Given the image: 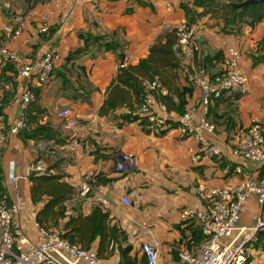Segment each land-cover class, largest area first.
Wrapping results in <instances>:
<instances>
[{"label":"crops","instance_id":"0c3cea01","mask_svg":"<svg viewBox=\"0 0 264 264\" xmlns=\"http://www.w3.org/2000/svg\"><path fill=\"white\" fill-rule=\"evenodd\" d=\"M182 4L191 6L197 13L203 11L202 7L194 6V0H134L131 3L0 0V35L3 24L13 14L26 16L25 29L15 42L22 55L56 46L61 54L58 64L61 67L69 51L83 44L80 33L105 36L100 47L77 61L87 69L90 93L79 86L76 75L69 73L66 76L75 85L73 88L64 87V78L59 76L46 85L32 83L33 91H39L41 104L47 110L43 122H50L60 134L57 142L23 141L19 133L11 131L22 113L21 84L13 71H0V80L14 83V90L7 94L0 108V170L10 201L19 207L16 220L31 238L39 234L37 213L42 205L32 201L29 167L40 155L48 166H53V173L64 174L65 180L74 186V194L67 201L70 215H89L106 198L108 205L104 209L110 213L113 223L127 232L133 246L132 256L142 257V250L136 249L140 242L152 243L159 250L160 264H176L173 244L182 238L180 211L186 206L202 207L197 193L200 185L215 188L239 183L243 174L236 171L237 166H243L247 172H262L261 163L239 156L235 147L254 122L260 123L264 130V61L254 65L253 60L264 38V21L254 27L248 24L226 26L220 17L197 14L193 23L205 54L214 56L221 50L226 61L229 48L237 49L241 54L240 67L249 78L247 94L238 99L226 95V101L219 106V113L227 112L232 118L228 127L219 122L215 134L210 136L212 143L222 149V157L193 161L190 149L198 150L199 144L192 136L182 137L176 129L162 136L148 133L138 122H123L119 118L128 112L125 107L109 115L99 114L108 88L119 72L120 54L135 53L137 59L133 64L147 58L158 38L182 19H188ZM41 14L48 17L49 33L39 31ZM213 62L216 64L208 67L209 72H220L225 66L223 62ZM75 68L77 70V65ZM173 74L172 89L165 88L167 93L161 95H172L177 88L190 85L182 67ZM200 98V90L194 87L186 109H196L195 121L204 116ZM157 103L156 109L161 114L180 120L181 114L165 112L160 102ZM66 107L72 108L76 127H69L60 117L59 113ZM211 118L208 114L210 121ZM49 148L53 149V154L48 152ZM128 152L135 155V163L119 170L117 165ZM11 165L14 166V182L10 179ZM85 185L90 191L83 194ZM125 198L129 204L124 203ZM260 210L255 199H251L241 222L251 224ZM97 245L98 241L92 249L97 250ZM251 253L264 264V232L252 243Z\"/></svg>","mask_w":264,"mask_h":264},{"label":"built area","instance_id":"2783aa9c","mask_svg":"<svg viewBox=\"0 0 264 264\" xmlns=\"http://www.w3.org/2000/svg\"><path fill=\"white\" fill-rule=\"evenodd\" d=\"M116 1L131 3L134 0ZM40 17L39 31L49 33L50 23L47 15L41 14ZM25 23V15L13 14L3 24L0 35V71L13 66L21 84L22 113L12 126L13 133H19L28 127L25 110L34 96L32 83L47 84L61 60L56 46L30 55L20 53L15 42L23 33ZM175 29L178 35L175 49L183 64L190 70L191 80L201 92L200 100L204 108V116L197 121L196 109H186L175 129L179 131L180 136H192L199 144L198 150L190 149L193 161L198 162L204 157H222V149L210 140L216 127L208 119V107L213 100L225 95H244L249 92V78L239 64L241 54L237 49L229 48L225 66L220 72L212 75L205 68L198 66V54L202 46L195 25L184 18L176 24ZM136 59L135 53L126 52L118 63V70L128 67ZM143 88V101L136 113L146 118L149 127L157 132L167 128L166 121L169 117L156 109V95L166 94L167 91L161 88L158 79L144 81ZM13 90V82L0 80V107L7 94ZM160 108L167 111L164 104L160 103ZM59 114L69 127L77 126L72 108L66 107ZM48 152L53 154L50 148ZM235 152L246 160L261 163L262 172H247L243 166H237L236 171L243 174L239 183L215 188L199 186L197 193L202 207H183L180 211V222H197L204 240L181 249L176 264H262V259L254 257L251 253L252 243L259 233L264 232V130L260 123L254 122L246 130L243 139L237 143ZM134 163L135 155L128 152L122 155L117 167L124 170L128 164ZM11 170L10 179L14 182L16 178L13 165ZM29 170L30 173H44L48 170V164L40 155L30 163ZM89 191L90 187L85 185L83 194ZM251 199H255L261 210L253 216L251 224H243L242 213ZM123 201L129 204L128 199ZM101 204L105 207L108 200L104 198ZM18 211V205L10 201L8 194L0 198V264H123L119 254L111 259L102 258L97 250L82 248L71 243L59 231L40 225L37 237L31 238L16 220ZM142 253L148 264H160L159 250L152 243H144Z\"/></svg>","mask_w":264,"mask_h":264},{"label":"trees","instance_id":"16d2710c","mask_svg":"<svg viewBox=\"0 0 264 264\" xmlns=\"http://www.w3.org/2000/svg\"><path fill=\"white\" fill-rule=\"evenodd\" d=\"M243 1L245 0H194V6L203 8L202 13H197L194 8L187 4H182V9L192 24L195 22L197 14H211L212 16L220 17L224 20L226 26L248 24L254 27L258 23L263 22L264 3L251 4L238 9L233 7V3ZM79 38L83 44L69 51L64 63L61 67L60 65L56 67L49 82L59 76L64 78L62 82L64 87L70 86L73 88L75 85L66 76L69 73L71 76L76 75L79 86H83L90 93L92 89L87 69L84 65L77 64V61L93 52L95 48L100 47L105 41V36L80 33ZM177 41V31L173 28L157 39L156 43L151 46L147 58L140 60L137 64L132 63L126 68L119 69L116 78L108 88L106 99L99 110V114L109 115L117 109L125 107L128 112L122 114L119 118L123 122H138L148 133L162 136L169 130L177 128L179 121L167 119L168 127L157 132L149 127V122L146 118L140 117L136 113L143 101L144 81L158 79L161 88L171 90L172 83L175 81L173 71H177L180 67L186 71L190 85L177 88L172 95L157 94L156 100L164 104L168 112L175 111L182 115L186 111L189 98L192 96L196 86L191 80L190 70L183 64L182 58L175 49ZM262 51H264V38L259 43L258 48V52ZM124 55L125 52H122L120 59ZM214 60L218 64H222V62L224 64L226 62L224 52L220 50L214 56H209L205 54L202 47L201 52L198 54V66L207 70L210 65L215 66ZM253 60L254 65H256L262 58L254 56ZM69 65L71 67H68ZM75 65H77V70H75ZM6 69L13 71L17 75V71L13 66H8ZM207 71L212 75L214 74L211 71L209 72V70ZM33 93V99L25 110L28 127L21 130L19 136L23 141H59L60 134L58 130L50 122H43L47 110L41 104L39 91L34 90ZM76 95L75 91L74 96ZM225 96L213 100L208 107V114L212 115L211 122L215 127L221 121L228 127L232 121L229 113H219L220 104L226 101ZM230 97L238 99L240 95H232ZM52 169L53 166H48V170L44 173H30L29 175L32 201L36 205H42L37 213V222L41 227L57 230L71 243L86 249H92L96 241H98L97 252L102 258L109 259L119 254L123 259V264H148L144 255L141 258L132 256L133 246L129 243L127 232L121 226L113 223L110 213L102 205L95 206L89 215L83 213L70 215L67 201L74 194L75 188L65 180L64 174L53 173ZM3 179L4 177L0 170V198L8 194ZM180 228L182 230V238L173 244L177 258L181 249L190 247L194 242L199 243L204 240L200 225L197 222H180Z\"/></svg>","mask_w":264,"mask_h":264},{"label":"water","instance_id":"95a60500","mask_svg":"<svg viewBox=\"0 0 264 264\" xmlns=\"http://www.w3.org/2000/svg\"><path fill=\"white\" fill-rule=\"evenodd\" d=\"M257 3H264V0H245V1L240 2V3H233V7L235 9H238V8H241L244 6H248L251 4H257Z\"/></svg>","mask_w":264,"mask_h":264},{"label":"rangeland","instance_id":"374dc122","mask_svg":"<svg viewBox=\"0 0 264 264\" xmlns=\"http://www.w3.org/2000/svg\"><path fill=\"white\" fill-rule=\"evenodd\" d=\"M116 1V0H115ZM257 58H262V60L261 61H264V51H262V52H257L256 53V55H255ZM254 57V56H253ZM260 61V62H261ZM131 241L129 240V243H130ZM144 243H146V242H140L139 243V245H137V247H136V249H137V251L139 250V251H141L142 250V246H143V244ZM131 244V243H130ZM135 244H136V242H135ZM255 246H256V244H255ZM142 261V260H141Z\"/></svg>","mask_w":264,"mask_h":264},{"label":"bare ground","instance_id":"6f19581e","mask_svg":"<svg viewBox=\"0 0 264 264\" xmlns=\"http://www.w3.org/2000/svg\"><path fill=\"white\" fill-rule=\"evenodd\" d=\"M155 230V229H154Z\"/></svg>","mask_w":264,"mask_h":264}]
</instances>
